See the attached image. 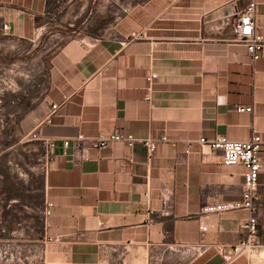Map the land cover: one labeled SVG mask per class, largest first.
Wrapping results in <instances>:
<instances>
[{"label":"crops","instance_id":"obj_1","mask_svg":"<svg viewBox=\"0 0 264 264\" xmlns=\"http://www.w3.org/2000/svg\"><path fill=\"white\" fill-rule=\"evenodd\" d=\"M251 3L264 37V0H0V38L32 45L50 75L27 117L56 145L42 264H264V153L256 254L227 261L250 212L202 213L242 202L246 169L201 139L264 140V50L254 62L234 32ZM119 130L134 147L93 146Z\"/></svg>","mask_w":264,"mask_h":264},{"label":"rangeland","instance_id":"obj_2","mask_svg":"<svg viewBox=\"0 0 264 264\" xmlns=\"http://www.w3.org/2000/svg\"><path fill=\"white\" fill-rule=\"evenodd\" d=\"M32 49L0 38V264H42L45 149L30 141L27 117L50 75Z\"/></svg>","mask_w":264,"mask_h":264},{"label":"built area","instance_id":"obj_3","mask_svg":"<svg viewBox=\"0 0 264 264\" xmlns=\"http://www.w3.org/2000/svg\"><path fill=\"white\" fill-rule=\"evenodd\" d=\"M256 3H251L246 9L242 10L234 25V32L236 34L237 43L246 47L252 60L257 62L260 60L264 50V37L260 34L256 13ZM140 39L141 36L133 39ZM157 78L156 74L149 77L148 81L152 83ZM59 106L53 105L51 113L47 119V123H51L52 117L57 113ZM240 113H251L252 107H241L238 109ZM45 122L37 126V131L30 137V141H37L44 145V164L43 172H48V163L51 160V153L56 147L55 143L48 141L41 135V130ZM85 141L83 136L78 137L73 144L77 147ZM163 141H167L166 138ZM137 139L132 136L124 135L120 130L115 134L102 136L93 142V146L99 149L107 148L113 144H125L129 147H134ZM201 144L210 147L214 151H220L223 154V164L227 167L243 166L246 170L244 173V189L242 202L220 203L205 207L202 213L205 215L220 214L248 211L250 217L243 224V230L246 232V237L239 244L232 247V253L227 258L229 263L234 262L246 255H254L260 249L258 242V219L256 216L255 202L258 198V190L260 186V177L262 174L263 166L260 155L264 153V140L260 134L254 135L247 142H235L227 139L226 137H218L214 140L201 139ZM71 141H65V146L69 147ZM144 144L148 147L150 154H154L156 150V143L152 141H145ZM54 205L52 202L47 201L44 209L45 219L49 218L52 214Z\"/></svg>","mask_w":264,"mask_h":264}]
</instances>
